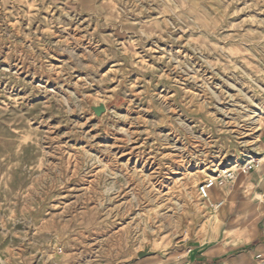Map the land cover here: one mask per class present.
<instances>
[{
  "label": "rangeland",
  "instance_id": "1",
  "mask_svg": "<svg viewBox=\"0 0 264 264\" xmlns=\"http://www.w3.org/2000/svg\"><path fill=\"white\" fill-rule=\"evenodd\" d=\"M263 155L264 0H0V264L176 257Z\"/></svg>",
  "mask_w": 264,
  "mask_h": 264
},
{
  "label": "crops",
  "instance_id": "2",
  "mask_svg": "<svg viewBox=\"0 0 264 264\" xmlns=\"http://www.w3.org/2000/svg\"><path fill=\"white\" fill-rule=\"evenodd\" d=\"M248 159L227 168L237 167ZM260 167L245 175L237 173L236 182L210 190L215 192L210 202H222V206L216 211L209 208L215 216H210L208 224L199 225L197 234L189 245L180 248L179 255L148 257L131 264H257L264 261V164Z\"/></svg>",
  "mask_w": 264,
  "mask_h": 264
},
{
  "label": "built area",
  "instance_id": "3",
  "mask_svg": "<svg viewBox=\"0 0 264 264\" xmlns=\"http://www.w3.org/2000/svg\"><path fill=\"white\" fill-rule=\"evenodd\" d=\"M258 157L250 158L244 161L237 167L222 168L204 178V180L197 186V194L202 200L208 201V207L211 210H218L222 206V202L211 203L209 200V191L214 188H222L226 185L231 184L237 173L248 174L257 167ZM257 264H264V261H260Z\"/></svg>",
  "mask_w": 264,
  "mask_h": 264
},
{
  "label": "bare ground",
  "instance_id": "4",
  "mask_svg": "<svg viewBox=\"0 0 264 264\" xmlns=\"http://www.w3.org/2000/svg\"><path fill=\"white\" fill-rule=\"evenodd\" d=\"M16 73V72H15ZM18 75V74H17ZM260 113V112H259ZM257 114V113H256ZM240 128V127H239ZM244 128V127H243ZM246 129V128H245ZM241 135V134H240ZM242 135H244L245 136V138H250L251 136H253V133H252V130L251 129H248L247 128V130H245V132L244 133H242ZM238 160H236L235 161V163L237 162ZM258 163H259V165H262V164H264V155L261 157V158H259L258 159ZM258 163H257V166H258ZM218 166L219 165H213L212 166V171H213V173L214 172H216L217 171V169L216 168H218ZM214 168V169H213ZM196 170V172L194 173V174H192V175H187V176H184L185 178H184V193L187 195H192V196H195V198H198V200H197V203L201 206V207H203L204 205H206V202H207V200H202L201 198H199V196H198V194H197V190H196V186H194L195 185V183H196V181L197 180H200V179H202L204 176H210L209 175V172H207L208 171V168L207 169H199V168H197V169H195ZM193 177H196L197 178V180L196 179H193ZM148 180V179H147ZM153 181V180H152ZM148 182V181H147ZM155 183V182H154ZM144 184V183H143ZM151 184V183H150ZM146 185H147V183H146ZM154 185H156V184H154ZM149 186V185H148ZM144 187V186H143ZM147 189V188H146ZM150 190V189H149ZM154 192V191H153ZM219 193V192H218ZM220 194V193H219ZM215 195V192L214 191H209V199H211L213 196ZM159 196V195H158ZM181 198V197H180ZM186 205V207L189 209L190 207H189V205H188V203L187 204H185ZM170 209V208H169ZM171 210V209H170ZM214 215V214H213Z\"/></svg>",
  "mask_w": 264,
  "mask_h": 264
},
{
  "label": "water",
  "instance_id": "5",
  "mask_svg": "<svg viewBox=\"0 0 264 264\" xmlns=\"http://www.w3.org/2000/svg\"><path fill=\"white\" fill-rule=\"evenodd\" d=\"M91 111L93 112L95 117H100L106 111V107L103 104H99L98 106L91 107ZM147 254L148 250L146 249L144 252L138 254V258H142Z\"/></svg>",
  "mask_w": 264,
  "mask_h": 264
}]
</instances>
